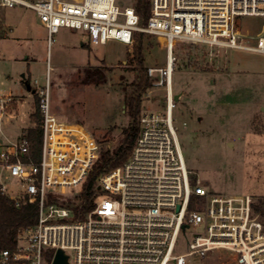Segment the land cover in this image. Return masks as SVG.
I'll list each match as a JSON object with an SVG mask.
<instances>
[{
    "label": "built area",
    "instance_id": "1",
    "mask_svg": "<svg viewBox=\"0 0 264 264\" xmlns=\"http://www.w3.org/2000/svg\"><path fill=\"white\" fill-rule=\"evenodd\" d=\"M135 3L0 0L1 8L34 10L49 40L61 29L87 32L94 48L109 40L131 46L136 33L163 39L166 64L148 67L147 74L167 92L164 112L142 113L130 158L98 179L96 193L106 196L94 197V207L81 213L83 185L100 145L85 126L52 114L47 81L37 93L42 116L38 156L31 154L26 131L15 141L0 136V179H16L11 188L0 181L2 194L18 207L39 204L38 223L19 233L14 249L0 250V264H52L58 250L69 264L71 259L74 264H193L197 255L205 264H264V217L251 196L210 193L187 168L172 90L178 44L264 54V34L253 41L236 27L240 17L264 18V0H150L145 25ZM14 101L0 94V122ZM78 187L73 199L60 192ZM192 197L196 208L191 210Z\"/></svg>",
    "mask_w": 264,
    "mask_h": 264
},
{
    "label": "rangeland",
    "instance_id": "2",
    "mask_svg": "<svg viewBox=\"0 0 264 264\" xmlns=\"http://www.w3.org/2000/svg\"><path fill=\"white\" fill-rule=\"evenodd\" d=\"M119 4L131 6L132 0H119ZM236 24L253 41L264 34V18L240 17ZM143 35L144 66H164V40ZM139 36L131 46L109 40L94 48L87 32L61 29L49 40L34 10L0 7V94L15 98L8 108L10 114L0 122V136L15 141L34 126L30 114L37 95L33 91L40 92L48 81L53 115L85 126L100 148H117L131 123L125 98L142 73L137 63L129 61ZM174 56V100L181 92L184 95L179 102L175 100L173 116L187 168L210 193L264 196V54L182 43ZM88 67L102 68L106 81L85 84ZM29 80L31 91L26 87ZM166 95L164 88L152 83L142 97V113L164 112ZM2 182L11 188L16 179ZM80 190L60 192L73 199ZM105 196L103 191L95 195L98 200ZM258 206L254 201L264 217ZM184 250L185 240H181L180 251ZM70 263L74 264L73 259ZM193 264H205V260L197 255Z\"/></svg>",
    "mask_w": 264,
    "mask_h": 264
},
{
    "label": "trees",
    "instance_id": "3",
    "mask_svg": "<svg viewBox=\"0 0 264 264\" xmlns=\"http://www.w3.org/2000/svg\"><path fill=\"white\" fill-rule=\"evenodd\" d=\"M136 10L141 15V24L145 25L151 13L150 0H136ZM140 35L134 48L133 55L129 58L130 62L137 63L141 75L138 81L134 83V90L125 98L127 113L131 118L130 125L123 130L124 139L114 150L100 148L99 157L83 185L82 198L84 205L80 212L84 213L94 207V197L96 195L98 179L111 170L123 165L131 156L137 139L140 136L142 115V97L151 87L153 79L147 74V68L144 66V35ZM106 81V74L102 68L88 67L84 70L85 84H101ZM27 81V83H29ZM37 95V92L34 91ZM30 119L34 126L27 128L26 136L30 140L31 154L36 157L40 152L42 138V116L39 107V98L36 96L35 109L30 114ZM196 179L193 178V183ZM195 198L190 201V209H195ZM259 210H264V206H258ZM39 220V204L23 203L19 207L9 200L0 190V250L14 249L17 246L18 235L24 230L35 226ZM52 257V253L51 256Z\"/></svg>",
    "mask_w": 264,
    "mask_h": 264
},
{
    "label": "water",
    "instance_id": "4",
    "mask_svg": "<svg viewBox=\"0 0 264 264\" xmlns=\"http://www.w3.org/2000/svg\"><path fill=\"white\" fill-rule=\"evenodd\" d=\"M22 78L25 81V75H22ZM26 87L28 91L32 90L30 83H26ZM175 100H177V97L175 98ZM52 264H69L68 256L65 254L63 250H58L57 253L55 254V258Z\"/></svg>",
    "mask_w": 264,
    "mask_h": 264
},
{
    "label": "crops",
    "instance_id": "5",
    "mask_svg": "<svg viewBox=\"0 0 264 264\" xmlns=\"http://www.w3.org/2000/svg\"><path fill=\"white\" fill-rule=\"evenodd\" d=\"M172 90H173V88H172ZM183 95H184V93L181 92L180 94H178L177 96H175V98L177 97V100L176 101L179 102L180 99L183 97ZM229 144H230V146L233 145L232 142L231 143L229 142ZM247 195L251 196V198L253 199V201H256L257 202V205L264 206V196H262V195H250V194H247Z\"/></svg>",
    "mask_w": 264,
    "mask_h": 264
}]
</instances>
